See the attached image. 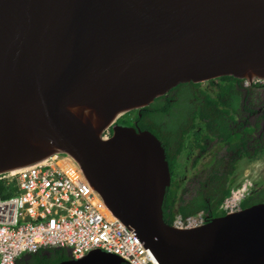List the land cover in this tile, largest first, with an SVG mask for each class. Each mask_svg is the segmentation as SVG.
<instances>
[{
    "label": "water",
    "instance_id": "1",
    "mask_svg": "<svg viewBox=\"0 0 264 264\" xmlns=\"http://www.w3.org/2000/svg\"><path fill=\"white\" fill-rule=\"evenodd\" d=\"M222 76L264 81V0H0V173L67 154L157 264H264V202L167 223L160 140L116 123ZM122 262L92 249L57 264Z\"/></svg>",
    "mask_w": 264,
    "mask_h": 264
},
{
    "label": "trees",
    "instance_id": "2",
    "mask_svg": "<svg viewBox=\"0 0 264 264\" xmlns=\"http://www.w3.org/2000/svg\"><path fill=\"white\" fill-rule=\"evenodd\" d=\"M234 79L222 76L218 89L211 81L180 83L138 112L130 111L117 120L121 125L136 121L135 128L149 130L160 140L170 170V185L162 204L163 219L169 224L176 215L186 218L200 211L204 219L222 215L220 205L238 183V163L264 154V143L251 142V138L233 143L232 155L223 149L224 139L233 137L226 132V121L229 108L237 105L228 98L235 89L230 82ZM212 130L215 133L210 135ZM257 144L260 151L250 154L249 148ZM8 195L0 185V196ZM260 202H264V182L251 189L241 207ZM32 257V264H57L69 259L65 250L56 248L40 250ZM16 263L30 264L23 259Z\"/></svg>",
    "mask_w": 264,
    "mask_h": 264
},
{
    "label": "built area",
    "instance_id": "3",
    "mask_svg": "<svg viewBox=\"0 0 264 264\" xmlns=\"http://www.w3.org/2000/svg\"><path fill=\"white\" fill-rule=\"evenodd\" d=\"M67 157L49 156L0 173V184L9 194L0 196V264H16L22 256L46 248L67 250L77 259L99 249L126 264H157L131 230L103 213V204L92 189L88 187L89 197L84 195V179L76 176L82 174L78 166L69 171L58 163L59 158ZM66 162L73 164L70 158ZM248 192L244 183L231 189L221 211L239 209ZM203 222V214L198 212L186 218L176 216L173 225L192 228Z\"/></svg>",
    "mask_w": 264,
    "mask_h": 264
},
{
    "label": "flooded vegetation",
    "instance_id": "4",
    "mask_svg": "<svg viewBox=\"0 0 264 264\" xmlns=\"http://www.w3.org/2000/svg\"><path fill=\"white\" fill-rule=\"evenodd\" d=\"M220 79L221 77L209 80L213 83L214 89H218V84L222 83ZM230 82L233 83L235 89H232L231 93H228V98L231 102H237V105H235L233 108L230 107L228 111L230 116L227 118L226 121V132L228 131L227 133L233 135V137H231V139H224L225 147H223V149L225 148L226 153L232 155L234 154V151L232 150L231 145L233 143H241L242 140H244L245 138H251V142H257L259 144L264 143V81H255L249 83L246 82L244 79L235 78ZM135 124L136 121H133L132 125L129 126H137ZM214 133L215 132L212 130L210 135H213ZM236 134H238V136H236ZM259 144H257L254 148H249V153L252 154L255 151H260ZM263 159L264 154H261L259 155V157L254 158L250 161L243 159L237 165L235 181H237L238 177L242 176L245 177L249 175L248 177L250 178L255 177V179L253 180L254 185L249 189L247 195H249L252 188L256 187L259 183L264 182V173L261 167L259 172H253L259 175L258 177L254 174H249V172L245 174L246 171H249V169L247 168L252 165L251 163L259 165L260 162H263ZM23 261L30 262V264H32V254L25 256L23 258ZM121 264L126 263L123 261Z\"/></svg>",
    "mask_w": 264,
    "mask_h": 264
},
{
    "label": "bare ground",
    "instance_id": "5",
    "mask_svg": "<svg viewBox=\"0 0 264 264\" xmlns=\"http://www.w3.org/2000/svg\"><path fill=\"white\" fill-rule=\"evenodd\" d=\"M110 129H111V127H109L108 129H105L104 130V133H103V135L105 136V137H107L108 135H110L111 134V131H110ZM62 154H64V153H56V154H53V155H51V156H62ZM66 155V154H65ZM68 158H70L72 161H73V164H72V162H71V164L70 163H67L66 162V160H68ZM69 162V161H68ZM58 163L60 164V166L62 167V168H68L69 169V171H71V170H73L74 171V167L76 166V162L70 157V156H68L65 160H64V158H59V160H58ZM71 165V166H70ZM75 165V166H74ZM70 173V172H69ZM76 176L78 177V178H81L82 180L84 179V178H82V174H81V176L79 175V174H76ZM72 180H76V179H72ZM84 181V184H85V187H83V191H84V195L86 196V197H89L90 196V189H91V187L89 186V184L85 181V179L83 180ZM1 185V184H0ZM90 189H89V188ZM167 189V188H166ZM9 196V195H8ZM7 197V196H6ZM98 199L100 200V202L103 204V202L101 201V199L98 197ZM102 209H103V213L106 215V216H108V218L109 219H112V218H114V219H116L114 216H112V215H110L111 213L104 207V205H102ZM201 212V211H200ZM202 213V212H201ZM203 214V213H202ZM117 221H119L118 219H116ZM120 222V221H119ZM121 223V222H120ZM204 223V222H203ZM202 223V224H203ZM122 224V223H121ZM123 225V224H122ZM124 226V225H123ZM125 227V226H124ZM68 260V259H67ZM72 260H77V258H72ZM63 261H65V260H63Z\"/></svg>",
    "mask_w": 264,
    "mask_h": 264
},
{
    "label": "rangeland",
    "instance_id": "6",
    "mask_svg": "<svg viewBox=\"0 0 264 264\" xmlns=\"http://www.w3.org/2000/svg\"><path fill=\"white\" fill-rule=\"evenodd\" d=\"M252 165L249 167V168H247V169H249V171H246V173L245 174H247L248 172H249V174L251 173L252 175L254 174L255 176H259V175H257L256 173H253L254 171H256V172H259L260 171V167H261V169L263 170V173H264V159H263V162H260V164L259 165H256L255 163H251ZM246 167V166H245ZM190 171H192V170H190ZM189 171V172H190ZM249 176V175H248ZM247 176V179L246 180H244V176H242V177H238L237 178V181H238V183L233 187V189L234 188H236V187H238L239 185H241V184H245L246 186H248L249 187V189L254 185V179H255V177H248ZM253 178V179H252ZM262 180H263V178H262ZM250 184V185H249Z\"/></svg>",
    "mask_w": 264,
    "mask_h": 264
},
{
    "label": "clouds",
    "instance_id": "7",
    "mask_svg": "<svg viewBox=\"0 0 264 264\" xmlns=\"http://www.w3.org/2000/svg\"><path fill=\"white\" fill-rule=\"evenodd\" d=\"M245 177H247V176H245ZM245 177H244V179H245ZM246 179H247V178H246ZM231 189H233V188H231ZM247 196H248V195H246L245 197H247ZM241 202H242V201H241ZM240 206H241V203H240ZM240 206H239V208H241ZM222 212H223V211H222ZM223 213H225V212H223ZM176 216H178V215H176ZM176 216H175V217H176ZM180 217H181V216H180ZM181 218H182V217H181ZM174 219H175V218H174ZM173 221H174V220H173ZM204 221H205V219H204ZM46 249H48V248H46ZM46 249H43V250H46ZM56 249H59V248H56ZM43 250H42V251H43ZM63 250H64V249H63ZM66 252L69 254V258H72V257L70 256V253H69L67 250H66ZM28 255H30V254H28ZM20 259H21V258H20ZM20 259H19V260H20ZM16 264H17V263H16Z\"/></svg>",
    "mask_w": 264,
    "mask_h": 264
},
{
    "label": "crops",
    "instance_id": "8",
    "mask_svg": "<svg viewBox=\"0 0 264 264\" xmlns=\"http://www.w3.org/2000/svg\"><path fill=\"white\" fill-rule=\"evenodd\" d=\"M22 257H23V256H22ZM22 257H21V258H22Z\"/></svg>",
    "mask_w": 264,
    "mask_h": 264
}]
</instances>
